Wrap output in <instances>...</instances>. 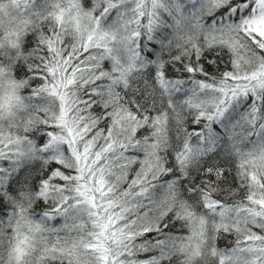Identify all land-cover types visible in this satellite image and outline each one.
I'll return each mask as SVG.
<instances>
[{
    "label": "snow or ice",
    "instance_id": "snow-or-ice-1",
    "mask_svg": "<svg viewBox=\"0 0 264 264\" xmlns=\"http://www.w3.org/2000/svg\"><path fill=\"white\" fill-rule=\"evenodd\" d=\"M0 264H264V0H0Z\"/></svg>",
    "mask_w": 264,
    "mask_h": 264
},
{
    "label": "trees",
    "instance_id": "trees-1",
    "mask_svg": "<svg viewBox=\"0 0 264 264\" xmlns=\"http://www.w3.org/2000/svg\"><path fill=\"white\" fill-rule=\"evenodd\" d=\"M223 243V242H222Z\"/></svg>",
    "mask_w": 264,
    "mask_h": 264
}]
</instances>
